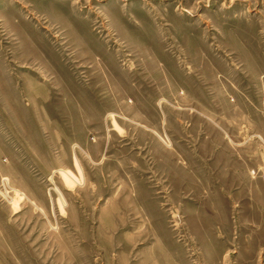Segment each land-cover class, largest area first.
<instances>
[{"label":"rangeland","instance_id":"rangeland-1","mask_svg":"<svg viewBox=\"0 0 264 264\" xmlns=\"http://www.w3.org/2000/svg\"><path fill=\"white\" fill-rule=\"evenodd\" d=\"M0 264H264V0H0Z\"/></svg>","mask_w":264,"mask_h":264},{"label":"built area","instance_id":"built-area-1","mask_svg":"<svg viewBox=\"0 0 264 264\" xmlns=\"http://www.w3.org/2000/svg\"><path fill=\"white\" fill-rule=\"evenodd\" d=\"M253 173H255V171H253Z\"/></svg>","mask_w":264,"mask_h":264}]
</instances>
